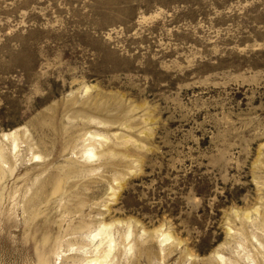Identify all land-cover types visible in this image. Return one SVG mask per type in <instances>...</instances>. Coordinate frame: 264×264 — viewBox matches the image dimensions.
<instances>
[{
	"label": "rangeland",
	"instance_id": "rangeland-1",
	"mask_svg": "<svg viewBox=\"0 0 264 264\" xmlns=\"http://www.w3.org/2000/svg\"><path fill=\"white\" fill-rule=\"evenodd\" d=\"M47 236L264 264V0H0V264Z\"/></svg>",
	"mask_w": 264,
	"mask_h": 264
},
{
	"label": "bare ground",
	"instance_id": "bare-ground-1",
	"mask_svg": "<svg viewBox=\"0 0 264 264\" xmlns=\"http://www.w3.org/2000/svg\"><path fill=\"white\" fill-rule=\"evenodd\" d=\"M12 135H14L13 137H15V133ZM89 153L92 154L93 156L95 155L94 152H89ZM106 228H108V226L103 225L96 232H90V234H91L90 242L93 243L97 237L102 235V233L105 231ZM170 238H171L170 235L165 234V236L162 238L161 242L166 241ZM50 240H52V243L50 242ZM49 242L52 244L50 247V252L44 253V254H42V253L39 254V263L38 264H64V251L61 250L62 249L61 248V245H62L61 240L58 237L56 239H49L48 236L43 239L44 245L48 244ZM112 243H113V239L110 237V240L108 243V248L105 249L102 253H98L96 255H87L86 251H84V253H83L84 255H78V254L72 255L71 261L69 264H104L110 258L111 254H112V251H113ZM58 244H59V246H58ZM216 255H217L218 259H220L223 263L225 260L224 257L218 253Z\"/></svg>",
	"mask_w": 264,
	"mask_h": 264
}]
</instances>
